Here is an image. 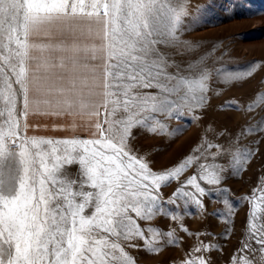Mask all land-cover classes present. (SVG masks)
Returning <instances> with one entry per match:
<instances>
[{
  "label": "snow or ice",
  "instance_id": "6c2138e0",
  "mask_svg": "<svg viewBox=\"0 0 264 264\" xmlns=\"http://www.w3.org/2000/svg\"><path fill=\"white\" fill-rule=\"evenodd\" d=\"M181 15L166 0H0V264H135L126 250L138 247L134 241L158 251L145 232L176 243L173 233L139 223L167 217L162 186L195 166L171 202L183 196L199 207L201 197L212 195L203 184H222L225 166L200 161H231V145L216 146L215 154L202 146L200 155L157 172L131 143L132 129L149 119L144 113L179 119L182 106L205 103L207 69L191 63L182 69L164 51L182 43ZM247 108L264 110V95ZM33 109L87 117L95 131L89 139L29 136ZM165 127L157 122L148 130ZM258 131H264L259 124L241 134ZM72 164L79 165L74 177L64 167ZM253 195L264 204V190ZM249 219L248 234L264 254V217L256 203ZM245 250L256 251L244 243L231 264H255ZM182 264L208 262L196 256Z\"/></svg>",
  "mask_w": 264,
  "mask_h": 264
},
{
  "label": "rangeland",
  "instance_id": "374dc122",
  "mask_svg": "<svg viewBox=\"0 0 264 264\" xmlns=\"http://www.w3.org/2000/svg\"><path fill=\"white\" fill-rule=\"evenodd\" d=\"M166 2L182 13L179 33L182 43L164 51L170 62L182 69H187L190 63L195 69L206 68L210 76L208 91L203 107L182 106L183 114L179 119L168 118L167 113H144L149 119L146 124L132 129V146L157 172L178 166L189 155H200L196 150L202 146L215 154L219 150L216 146L231 145L234 156L231 161L228 157H218L213 162L211 156L200 161L212 167L224 165L225 179L219 186L203 184L212 195L201 197L199 207L183 196L171 202L174 190L193 174L195 166H189L178 178L159 189V200L163 202L161 212L167 210V217L158 214L139 223L144 229L152 227L173 233L175 245L169 244L167 237L145 232L148 240L157 241L158 251H147L142 239L134 241L138 247L126 250L135 264H182L196 256L208 264H231L242 245L251 243L256 251L245 252L255 264H264L261 259L264 254L258 250L260 246L248 234L253 203L257 204V213L264 217V212L260 211L264 204L253 195L259 197L264 190V131L241 134L258 124L264 129V110L247 108L254 97L264 95V0ZM169 19L170 14L165 15V25L169 24ZM249 72L250 75H243ZM157 122H162L165 129L159 133L149 131ZM208 142L214 145L211 149ZM249 150L251 156L246 155ZM64 167L73 177L77 175L78 164ZM220 188L226 189V194ZM185 190L193 191L190 187ZM194 246L208 247L196 253Z\"/></svg>",
  "mask_w": 264,
  "mask_h": 264
},
{
  "label": "crops",
  "instance_id": "0c3cea01",
  "mask_svg": "<svg viewBox=\"0 0 264 264\" xmlns=\"http://www.w3.org/2000/svg\"><path fill=\"white\" fill-rule=\"evenodd\" d=\"M47 55V53L45 54ZM53 56L59 53H52ZM103 110H101L102 118ZM29 136H37L52 139H65L71 137L92 138L95 131L92 121L87 117L77 116H48L38 114L35 109L28 117Z\"/></svg>",
  "mask_w": 264,
  "mask_h": 264
}]
</instances>
